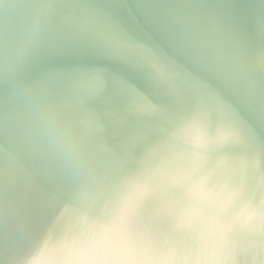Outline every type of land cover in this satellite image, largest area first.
I'll return each instance as SVG.
<instances>
[{"label":"clouds","instance_id":"obj_1","mask_svg":"<svg viewBox=\"0 0 264 264\" xmlns=\"http://www.w3.org/2000/svg\"><path fill=\"white\" fill-rule=\"evenodd\" d=\"M120 2L0 0V226L3 189L23 168L30 202L53 188L63 199L22 264H264V138L252 130L254 110H264V47L221 0H149L235 97L221 111L195 85L183 89L167 38L141 34ZM67 53L82 62L46 69ZM87 61L122 65L189 109L137 172L107 147L95 105L108 70ZM162 193L164 227L152 229L142 210Z\"/></svg>","mask_w":264,"mask_h":264},{"label":"water","instance_id":"obj_2","mask_svg":"<svg viewBox=\"0 0 264 264\" xmlns=\"http://www.w3.org/2000/svg\"><path fill=\"white\" fill-rule=\"evenodd\" d=\"M219 7L251 38L254 45L264 47L262 0H221ZM119 10L129 22L139 21L137 27L141 34L167 38L164 51L179 73L183 89L195 85L214 102L216 108L221 111L233 108L235 97L222 87L216 73L196 54L192 43L181 36L177 21L168 15L163 5H153L149 0H121ZM81 62L67 53L54 56L45 67L53 72L71 71ZM87 62L100 63L108 70L95 105L105 125L107 147L124 171L137 172L145 166L153 145L164 137V130L189 109L179 104V97L170 89L147 87L139 76L126 71L122 65L105 61ZM153 105L164 106L167 110L156 117L145 114L152 111ZM252 130L264 138V110H254ZM30 192L31 186L23 168L19 180L8 182L3 189L5 206L3 225L0 226V264H22L36 247L41 232L58 215L63 197L57 190L50 189L38 203L29 201ZM168 199V194L162 193L158 201L146 202L142 215L147 227H164L162 217Z\"/></svg>","mask_w":264,"mask_h":264}]
</instances>
